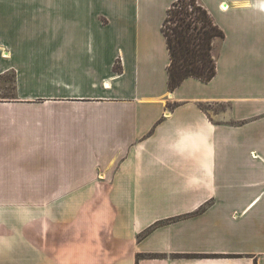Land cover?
<instances>
[{
	"label": "crops",
	"instance_id": "obj_1",
	"mask_svg": "<svg viewBox=\"0 0 264 264\" xmlns=\"http://www.w3.org/2000/svg\"><path fill=\"white\" fill-rule=\"evenodd\" d=\"M173 1L0 0V264H264V0L170 90Z\"/></svg>",
	"mask_w": 264,
	"mask_h": 264
},
{
	"label": "trees",
	"instance_id": "obj_2",
	"mask_svg": "<svg viewBox=\"0 0 264 264\" xmlns=\"http://www.w3.org/2000/svg\"><path fill=\"white\" fill-rule=\"evenodd\" d=\"M161 30L169 54L167 86L172 90L188 77L209 81L216 72L212 54L213 40L223 38L198 0H175L168 7Z\"/></svg>",
	"mask_w": 264,
	"mask_h": 264
},
{
	"label": "rangeland",
	"instance_id": "obj_3",
	"mask_svg": "<svg viewBox=\"0 0 264 264\" xmlns=\"http://www.w3.org/2000/svg\"><path fill=\"white\" fill-rule=\"evenodd\" d=\"M213 49L214 52L217 50L215 45ZM11 93H12V77L10 74H7L0 81V94H11ZM222 106L223 104L217 106L204 105L203 108L210 113L212 112V110L215 111L217 109H220ZM37 203L38 201H0V209H4L6 205H8V207L10 208L13 207V210L11 212L12 216L11 217L9 216L8 220H11L13 218L15 235H16V230H20L22 223L25 221L27 223V215L25 214L24 210L27 209L28 206L29 207L36 206ZM0 223L1 224L6 223L5 211L2 212V210H0ZM15 238H20V235H17Z\"/></svg>",
	"mask_w": 264,
	"mask_h": 264
},
{
	"label": "bare ground",
	"instance_id": "obj_4",
	"mask_svg": "<svg viewBox=\"0 0 264 264\" xmlns=\"http://www.w3.org/2000/svg\"><path fill=\"white\" fill-rule=\"evenodd\" d=\"M226 6V5H225ZM221 7L224 9L225 7H223L222 5H221Z\"/></svg>",
	"mask_w": 264,
	"mask_h": 264
}]
</instances>
